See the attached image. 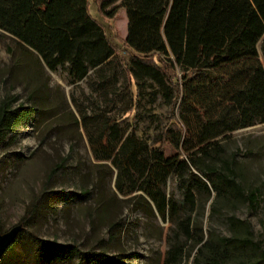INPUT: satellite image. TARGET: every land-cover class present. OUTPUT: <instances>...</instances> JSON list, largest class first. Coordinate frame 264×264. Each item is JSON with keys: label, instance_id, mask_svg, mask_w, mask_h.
<instances>
[{"label": "trees", "instance_id": "16d2710c", "mask_svg": "<svg viewBox=\"0 0 264 264\" xmlns=\"http://www.w3.org/2000/svg\"><path fill=\"white\" fill-rule=\"evenodd\" d=\"M95 3L104 19L114 18L119 9L126 11L128 84L140 88L149 83L158 87L156 93L165 90L163 96L172 107L155 144L142 139L136 126L129 131L107 116L92 120L80 108L95 158L102 162L98 167L116 173L118 193L172 219L165 264H188L191 257L193 264H264V241L255 240L248 222L229 216L232 234L226 237L212 231L206 235L201 220V209L211 199L212 217L224 206L244 202L256 208L260 203L261 188L244 184L236 152L228 153L222 144L207 145L237 129L264 123V40L263 60L258 48L264 37V0ZM0 29L25 50L35 51L51 70L67 67L74 81L105 80L118 60L116 45L91 13L90 0H0ZM106 86L103 83L101 91L108 97ZM141 95L139 90L137 96ZM18 99L6 96L0 102V141L31 113L14 107ZM174 172L183 183L182 202L169 199L165 191ZM99 200L98 210L105 212L108 202ZM38 201L30 206L29 217ZM25 229L0 264H22L15 247ZM31 241L37 253L52 252L51 242L35 234ZM85 256V264L118 263L109 262L102 250H89Z\"/></svg>", "mask_w": 264, "mask_h": 264}, {"label": "rangeland", "instance_id": "374dc122", "mask_svg": "<svg viewBox=\"0 0 264 264\" xmlns=\"http://www.w3.org/2000/svg\"><path fill=\"white\" fill-rule=\"evenodd\" d=\"M90 10L117 48L118 60L105 80L74 81L67 67L53 71L35 51L25 50L0 29V102L6 96H18L14 107L31 110L0 141V228L6 232L25 225L15 247L22 264H85L89 250H102L109 262L118 259L117 264H165L172 219L116 191V173L98 167L102 162L95 158L80 108L92 120L107 116L129 131L136 126L142 139L155 144L172 107L163 96L165 90L156 93L158 87L149 83L140 88L128 84L131 58L124 44L126 11L119 9L114 18L104 19L95 0H90ZM263 40L258 44L262 60ZM103 83L108 86V97L102 95ZM139 90L142 95L138 97ZM218 144L228 153L236 152L241 179L247 186H259L261 197L256 208L240 202L224 206L213 217L212 199L205 202L201 220L206 235L212 231L231 236L227 218L235 215L251 225L255 240L264 241V123L222 135L207 147ZM165 191L169 199L183 201V183L175 172ZM99 199L108 202L105 212L98 210ZM37 200L38 208L29 217V208ZM32 234L51 242L52 252L37 253ZM186 262L193 264V257Z\"/></svg>", "mask_w": 264, "mask_h": 264}, {"label": "water", "instance_id": "95a60500", "mask_svg": "<svg viewBox=\"0 0 264 264\" xmlns=\"http://www.w3.org/2000/svg\"><path fill=\"white\" fill-rule=\"evenodd\" d=\"M24 229L23 224H18L6 232H3L0 228V259Z\"/></svg>", "mask_w": 264, "mask_h": 264}]
</instances>
